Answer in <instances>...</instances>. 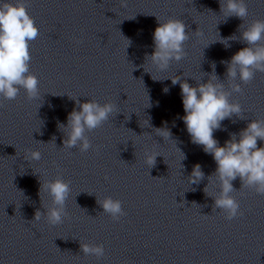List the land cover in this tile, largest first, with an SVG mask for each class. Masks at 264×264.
<instances>
[{"label":"clouds","instance_id":"obj_1","mask_svg":"<svg viewBox=\"0 0 264 264\" xmlns=\"http://www.w3.org/2000/svg\"><path fill=\"white\" fill-rule=\"evenodd\" d=\"M119 4L121 8L128 6L127 0H119ZM219 5L225 22L227 18L236 17L243 23L238 27L239 37L233 34L223 38L217 31L219 39L212 43L220 42L228 48L231 46L229 41L238 40L247 45L237 51L230 61H220L221 64L226 65L227 88L224 81H221L216 74L215 62L211 64V73L202 72L200 79L191 77L196 81V86L189 84L187 82L189 76L184 74L166 79H171L173 85L179 84L185 113L180 119L186 127L191 142L202 146L203 151L211 155L216 163V169L207 177L208 184L203 191L206 196L213 198V211L219 209L225 214L224 218L231 221L243 215L240 202L233 193L247 188L258 195H264V146L258 147V141L264 142V119H252L239 133H229L230 139L224 142V146H220L219 141L214 137V132L226 130L222 127L225 119L231 120L232 123L236 122L232 120L233 116L241 120L246 119L241 104L231 100L230 97L233 93H242L241 83L247 85L254 80L257 72L264 73V19H254L246 23L249 11L245 0H219ZM156 18L158 26L153 33L154 50L146 56V59L150 60L157 70L166 71L173 62L179 63L187 56L185 44L190 39V35L183 20L170 17L161 22L158 17ZM194 33L202 35L199 30ZM39 34L34 18L28 13L26 0H15V2L0 0V98L15 100L21 89L24 90L28 100L40 98L39 79L30 71L32 60L30 43L36 40ZM128 41L130 45L131 41ZM204 76L208 77L207 82H202ZM151 77L154 81L164 80L155 79L152 75ZM237 80L241 83H237ZM162 91L167 94L169 88L165 87ZM74 100L79 110L74 108L67 116V124L58 121L57 127L64 134L62 148H76L84 153L92 148V142L87 133L102 127L114 113L116 115L120 112L112 102L101 104L94 99L83 103L78 98ZM41 106L42 103L38 109ZM147 107H151V104L149 103ZM126 119H130V116L128 115ZM153 129L156 135L164 140H173L172 132L166 126ZM54 141L55 137L49 142L55 145ZM36 142L46 144L43 141L36 140ZM178 150L182 153V160L186 159V155L179 148ZM158 156H161L158 152H145L144 162L149 169L155 167ZM40 159L41 153L38 150H25V160L28 162ZM181 166L183 167L182 164ZM153 178L163 179V177ZM237 178L241 182L239 190L233 186V181ZM204 179L205 174L201 165L195 164L187 178L188 183L199 185ZM210 184L216 189L214 195L209 193ZM41 189L48 193L51 203L48 206L42 204L44 211L37 210L34 220L40 221L44 218L50 226L63 224L64 219L69 215L66 208L67 201L72 195L71 181L57 176L53 180L40 184L39 196ZM21 193L23 194L22 191ZM79 194L77 193L76 196ZM96 203L103 209L102 213L108 214L113 221H119L126 215L122 202L111 196L103 199L97 197ZM185 203L187 201L181 203V207ZM193 204L197 205L195 202ZM76 205L79 207L78 204ZM80 251L84 256H94L97 260L105 256L103 244L80 241Z\"/></svg>","mask_w":264,"mask_h":264}]
</instances>
